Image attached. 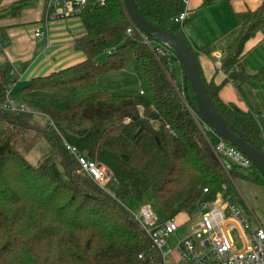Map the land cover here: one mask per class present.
<instances>
[{
  "label": "trees",
  "instance_id": "trees-1",
  "mask_svg": "<svg viewBox=\"0 0 264 264\" xmlns=\"http://www.w3.org/2000/svg\"><path fill=\"white\" fill-rule=\"evenodd\" d=\"M135 1L151 23L186 38L185 21H175L185 8L182 0ZM24 5L19 0L12 9ZM78 17L85 33L74 48L85 58L36 76L21 89L64 95L25 97L57 129L38 127L29 115L3 108L7 90L18 78L10 77L9 64L0 65V264H158L159 250L123 204L125 198H141L151 190L163 222L197 210L218 193L240 206L235 184L249 175L214 153L193 114L197 100L191 84L177 78L175 64L180 62L175 54L157 56L139 34L127 33L131 22L123 0H107L105 5L89 1ZM236 17V26L220 39V69L240 84L264 77V67L256 75L242 67L246 43L264 30V1ZM102 54L104 61L98 59ZM128 65L142 93L115 94L98 81L102 74ZM200 73L213 105L231 128L264 153V112L223 101L221 84L207 81L201 67ZM32 129H40L56 151L39 164L16 146L23 132ZM65 141L110 169L105 188L80 171ZM251 169L257 173L255 181L264 184L253 164Z\"/></svg>",
  "mask_w": 264,
  "mask_h": 264
},
{
  "label": "crops",
  "instance_id": "crops-1",
  "mask_svg": "<svg viewBox=\"0 0 264 264\" xmlns=\"http://www.w3.org/2000/svg\"><path fill=\"white\" fill-rule=\"evenodd\" d=\"M16 1L19 0H2L3 9L0 11V65H19L22 76L16 83L26 85L36 76L47 75L85 58L82 51L74 48L75 40L85 33L79 17L48 20L44 0H21L25 5L13 10L12 6ZM263 1L190 0L191 15L183 25L186 38L197 52L204 78L221 84L219 94L222 100L234 103L244 110L254 108L261 112H264V77L238 84L220 69L217 56L224 54L220 39L236 26V13L254 10ZM40 28L44 34L36 36L35 32ZM206 46L212 47L210 53L203 51ZM245 52L242 67L246 73L256 75L264 67V30L246 43ZM10 77L13 75L10 74ZM140 90L141 87L138 92ZM200 125L207 134H211H208L211 139L217 140V136L203 122ZM256 220L258 222V217ZM183 227L180 225V229ZM170 254H176L177 264H182L176 252Z\"/></svg>",
  "mask_w": 264,
  "mask_h": 264
},
{
  "label": "built area",
  "instance_id": "built-area-1",
  "mask_svg": "<svg viewBox=\"0 0 264 264\" xmlns=\"http://www.w3.org/2000/svg\"><path fill=\"white\" fill-rule=\"evenodd\" d=\"M89 1L99 5H105L107 2V0H44L45 14L48 20H65L78 17ZM182 1L185 8L175 18L177 22H184L191 15L190 0ZM130 22L127 33L130 35L139 34L144 42L153 48L157 56L170 57L174 54L166 44H153V41L131 19ZM42 34L44 31L41 28L35 32L36 36ZM217 57L219 66H221L223 54H218ZM10 74L18 79L21 78L22 73L18 64H10ZM14 85L15 83L7 90L6 99L2 106L6 109L26 112L25 104L23 102L16 103L11 96V88ZM142 92L140 90V93ZM196 119L200 125L202 121L197 117ZM129 121L130 118L126 117L125 122ZM50 123L51 127L57 129L52 120ZM203 124L214 133L207 124L204 122ZM200 127L202 128L201 125ZM202 130L206 134L214 153L221 161L225 159L242 169H251L252 161L237 147L218 137L215 133L217 140L213 141L204 128ZM65 146L76 157L81 172L89 175L103 188L108 185V181L112 178V172L105 164L89 159L80 153L76 146L67 141H65ZM197 210V219L189 225L183 234H178L180 225L174 218L163 222L159 221L152 210L151 202L142 205L136 214L132 212L150 236L153 247L159 250L158 264H167V257L172 252L178 254L182 264H264V225L259 220L257 228L251 229V223L243 214L241 207L225 199L220 193L216 195L213 201L199 205ZM233 230H238L243 239V245L240 248L236 246L231 234ZM172 236H175L173 245L169 242ZM199 247L204 248V250L201 252ZM139 256L143 257V254Z\"/></svg>",
  "mask_w": 264,
  "mask_h": 264
},
{
  "label": "rangeland",
  "instance_id": "rangeland-1",
  "mask_svg": "<svg viewBox=\"0 0 264 264\" xmlns=\"http://www.w3.org/2000/svg\"><path fill=\"white\" fill-rule=\"evenodd\" d=\"M1 9L3 8L1 7ZM154 43L158 44V42L156 41H154ZM105 57L106 54H102L98 59L104 61ZM175 69L177 78L181 80L182 68L180 67V63L175 64ZM98 81L105 86H110L112 88L111 91L115 94H135L140 88L137 75L131 65H128L120 71H111L104 73L98 77ZM23 86H25L23 83L17 82L16 85L11 88V96L15 100V102L18 104L19 102H23L26 106L27 111L20 112L29 115L31 121L38 127L50 128L51 119L46 114L34 110L33 107L25 101V97L31 98L34 96H41L62 99L64 98V95L62 93L54 94L48 92H31V94L24 93L21 91ZM193 114L195 116V111H193ZM39 130L40 129H32L23 132V134L17 139L16 142V146L33 164L41 163L47 156H53L56 152L52 142H50L45 137L44 133ZM246 173L249 175V178L245 180L239 179L237 180V183L235 185L242 198V203H240V207L243 211V214L249 219L251 223V229H255L259 225L256 220V217H258L259 221L264 224V184L255 181L254 178L257 176V173L254 172L252 169H246ZM110 181H108V184L110 183ZM122 202L134 214L139 212V209L142 205L151 202L152 210L156 214L157 219L160 220L162 218L161 206L151 190L148 191L141 198L128 196ZM197 216L198 210L182 211L177 214L174 217L175 221L178 225H182V227L185 226L178 231V234L185 233L189 225L195 219H197ZM231 234L234 238L236 246L238 248L242 247L243 239L241 238L239 232L237 230H233ZM174 241L175 236L170 237L169 242L171 245L174 244ZM199 249L201 252L204 250V248L201 247H199ZM175 255L170 254L168 256V264H177L178 259L175 258Z\"/></svg>",
  "mask_w": 264,
  "mask_h": 264
},
{
  "label": "water",
  "instance_id": "water-1",
  "mask_svg": "<svg viewBox=\"0 0 264 264\" xmlns=\"http://www.w3.org/2000/svg\"><path fill=\"white\" fill-rule=\"evenodd\" d=\"M130 19L147 36L154 41L166 44L174 52L182 65V76L188 79L195 93L197 107L195 114L198 119L207 124L214 133L237 147L244 153L264 176V153L246 141L241 133L234 131L228 121L213 105L204 85L195 50L179 33L169 31L151 23L140 11L135 0H123Z\"/></svg>",
  "mask_w": 264,
  "mask_h": 264
}]
</instances>
